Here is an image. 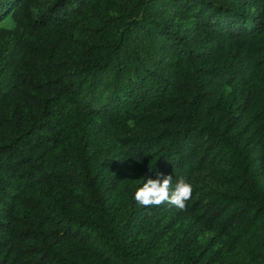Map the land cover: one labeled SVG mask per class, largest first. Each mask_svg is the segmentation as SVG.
<instances>
[{
	"label": "trees",
	"instance_id": "trees-1",
	"mask_svg": "<svg viewBox=\"0 0 264 264\" xmlns=\"http://www.w3.org/2000/svg\"><path fill=\"white\" fill-rule=\"evenodd\" d=\"M0 264H264V0H0Z\"/></svg>",
	"mask_w": 264,
	"mask_h": 264
},
{
	"label": "clouds",
	"instance_id": "clouds-1",
	"mask_svg": "<svg viewBox=\"0 0 264 264\" xmlns=\"http://www.w3.org/2000/svg\"><path fill=\"white\" fill-rule=\"evenodd\" d=\"M156 177V179L148 178L135 190L133 196L135 203L141 207L167 204L181 210L185 209L193 195L192 184L184 177H179L173 185L172 175L158 171Z\"/></svg>",
	"mask_w": 264,
	"mask_h": 264
},
{
	"label": "rangeland",
	"instance_id": "rangeland-1",
	"mask_svg": "<svg viewBox=\"0 0 264 264\" xmlns=\"http://www.w3.org/2000/svg\"><path fill=\"white\" fill-rule=\"evenodd\" d=\"M3 24L11 26L13 25V20L10 17L4 19Z\"/></svg>",
	"mask_w": 264,
	"mask_h": 264
}]
</instances>
